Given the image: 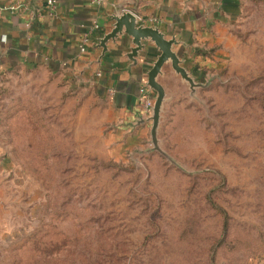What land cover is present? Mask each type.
<instances>
[{"label":"rangeland","instance_id":"rangeland-1","mask_svg":"<svg viewBox=\"0 0 264 264\" xmlns=\"http://www.w3.org/2000/svg\"><path fill=\"white\" fill-rule=\"evenodd\" d=\"M225 1L183 64L210 83L191 88L170 65L159 79L155 148L151 121L117 142L87 83L45 66L0 75V264L264 258V0Z\"/></svg>","mask_w":264,"mask_h":264},{"label":"crops","instance_id":"crops-1","mask_svg":"<svg viewBox=\"0 0 264 264\" xmlns=\"http://www.w3.org/2000/svg\"><path fill=\"white\" fill-rule=\"evenodd\" d=\"M225 4V0H55L51 6L47 0H0V75L16 65L45 66L87 83L113 111L116 127L111 136L130 145L148 130L139 89L159 51L149 39L142 41L145 47L133 65L128 53L134 44L123 34L109 39L102 53L99 39L112 29L113 16L130 11L137 25L157 27L166 38L174 37L172 49L184 64L190 50L212 41V31L227 18ZM84 34H89V44L80 52ZM148 94L154 93L148 89ZM5 164L9 165L7 159ZM257 264H264V258Z\"/></svg>","mask_w":264,"mask_h":264},{"label":"water","instance_id":"water-1","mask_svg":"<svg viewBox=\"0 0 264 264\" xmlns=\"http://www.w3.org/2000/svg\"><path fill=\"white\" fill-rule=\"evenodd\" d=\"M113 27L112 29L104 34L100 39L98 46L102 48V53L106 50V42L109 39L114 40L118 35L126 34L131 37V42L134 44L130 48L128 53V58L132 61L133 65L136 64V57L138 51L145 47L142 41L149 39L150 42L158 49L159 54L153 61L152 66L147 71L146 86L150 91H152L154 102L151 108V114L147 116V120L151 121L150 136L153 147H156V130L158 127V121L160 117V112L162 109V104L164 101V87L158 80L161 76L162 67L165 63H170L171 68L176 74L188 82L191 88L205 86L210 83L211 79L206 82H196L190 72L183 66V59L181 60L177 53L172 49L173 44L177 41L174 37L166 38L165 34L161 32L157 27L137 25L136 16L130 11H123L120 15L113 16ZM141 121L142 116H140Z\"/></svg>","mask_w":264,"mask_h":264},{"label":"built area","instance_id":"built-area-1","mask_svg":"<svg viewBox=\"0 0 264 264\" xmlns=\"http://www.w3.org/2000/svg\"><path fill=\"white\" fill-rule=\"evenodd\" d=\"M103 0H95L96 3H101ZM55 0H47V3L51 6L54 5ZM98 25H94V28H97ZM89 44V34H84L79 46V50L80 52H84L86 50V47ZM113 88L109 89V93H113ZM139 92L142 96V110L143 113L147 116H149L151 114V108L153 106V102H154V98L151 97L148 94V87L146 86V84H143L140 89Z\"/></svg>","mask_w":264,"mask_h":264}]
</instances>
